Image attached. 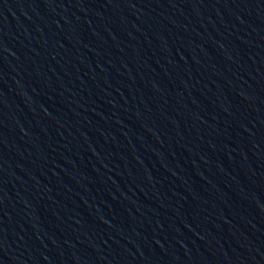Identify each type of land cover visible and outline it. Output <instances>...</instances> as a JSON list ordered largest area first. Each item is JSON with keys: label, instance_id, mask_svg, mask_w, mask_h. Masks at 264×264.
Returning a JSON list of instances; mask_svg holds the SVG:
<instances>
[{"label": "water", "instance_id": "1", "mask_svg": "<svg viewBox=\"0 0 264 264\" xmlns=\"http://www.w3.org/2000/svg\"><path fill=\"white\" fill-rule=\"evenodd\" d=\"M0 264H264V0H0Z\"/></svg>", "mask_w": 264, "mask_h": 264}]
</instances>
